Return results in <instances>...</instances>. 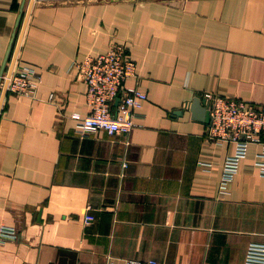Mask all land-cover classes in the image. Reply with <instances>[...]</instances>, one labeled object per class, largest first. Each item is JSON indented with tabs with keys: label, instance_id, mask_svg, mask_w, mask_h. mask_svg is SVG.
I'll return each instance as SVG.
<instances>
[{
	"label": "crops",
	"instance_id": "1",
	"mask_svg": "<svg viewBox=\"0 0 264 264\" xmlns=\"http://www.w3.org/2000/svg\"><path fill=\"white\" fill-rule=\"evenodd\" d=\"M34 1L0 0V70L41 75L34 97L0 85V228L17 231L0 233V264H245L264 241L260 145L221 193L235 144L192 108L206 92L264 105V0ZM117 42L137 64L124 87L147 94L137 125L81 137L73 63Z\"/></svg>",
	"mask_w": 264,
	"mask_h": 264
},
{
	"label": "built area",
	"instance_id": "2",
	"mask_svg": "<svg viewBox=\"0 0 264 264\" xmlns=\"http://www.w3.org/2000/svg\"><path fill=\"white\" fill-rule=\"evenodd\" d=\"M44 0H35L34 2ZM73 65L79 77L87 85L86 101L90 107L88 114L74 112L75 132L87 137L98 131L109 134H130L137 125L146 92L136 87H124L128 78L137 73V64L127 56V46L123 42L112 43L108 50L97 56H87L75 60ZM8 80L7 90L19 95L34 97L41 82V75L30 65L16 67L10 76L1 73L0 85ZM209 103L210 122L207 134L213 140L231 141L234 151L226 158L221 177V193L228 190V185L237 174L241 160L247 155L249 145H260L256 164L264 175V105H248L247 100L232 96H222L210 92L204 93ZM54 97V96H52ZM119 99L114 109V102ZM126 164V163H124ZM89 212L84 215V222L94 221ZM0 233L14 237L15 228L1 227ZM245 264H264V241H252L248 244ZM106 264H159L155 259L146 261L137 258H113L109 256Z\"/></svg>",
	"mask_w": 264,
	"mask_h": 264
},
{
	"label": "water",
	"instance_id": "3",
	"mask_svg": "<svg viewBox=\"0 0 264 264\" xmlns=\"http://www.w3.org/2000/svg\"><path fill=\"white\" fill-rule=\"evenodd\" d=\"M1 73L3 74L4 73V70L2 69L1 70ZM119 101V99H117ZM198 103H200V100H195V103H194V106L192 108L193 111H197V112H200V111H204L205 114H206V121L207 122H210V111H209V103L207 101H203V109L200 108V104L198 105Z\"/></svg>",
	"mask_w": 264,
	"mask_h": 264
}]
</instances>
